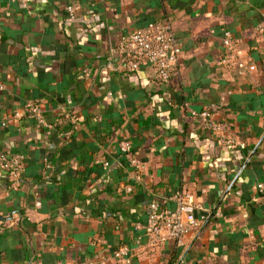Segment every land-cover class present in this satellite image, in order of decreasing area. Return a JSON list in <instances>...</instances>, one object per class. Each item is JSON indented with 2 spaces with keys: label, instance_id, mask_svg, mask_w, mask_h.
<instances>
[{
  "label": "crops",
  "instance_id": "1",
  "mask_svg": "<svg viewBox=\"0 0 264 264\" xmlns=\"http://www.w3.org/2000/svg\"><path fill=\"white\" fill-rule=\"evenodd\" d=\"M154 22L182 49L168 84L118 62ZM225 30L255 73L219 65ZM0 85V155L25 158L18 185L0 179V264H264V0H0ZM27 101L62 124L38 130ZM182 192L201 225L151 244L149 205Z\"/></svg>",
  "mask_w": 264,
  "mask_h": 264
},
{
  "label": "built area",
  "instance_id": "2",
  "mask_svg": "<svg viewBox=\"0 0 264 264\" xmlns=\"http://www.w3.org/2000/svg\"><path fill=\"white\" fill-rule=\"evenodd\" d=\"M67 12L71 18H74L76 9L69 7ZM222 41L224 54L219 65L230 71H238L243 75L257 71L255 65L244 61L238 41L234 38L232 32L225 30ZM117 57L119 65L127 72H136L147 65L154 70L161 84H168L179 76L182 49L169 22H154L142 30H136L123 36L117 47ZM90 75V69L84 71L86 78H89ZM2 89L3 87L0 85V90ZM24 113L36 122L38 130H53L62 124L61 120L49 123L44 119L42 102L40 101H27L24 104ZM209 116V112H205L202 117L206 120ZM71 122L75 126L76 120L74 118L71 119ZM221 142L227 146L245 148V145L237 144L232 139L221 138ZM119 149L123 155L131 157V165L138 175L141 164L136 158L132 157L131 143L124 139L119 143ZM24 167V156L0 155V179L3 175H7L13 186L18 185ZM255 190L258 194L264 196V180L257 183ZM173 202L176 205L174 209H167L159 202L151 203L147 209V222L137 227V229L143 231L145 237L153 245H161L167 242L182 244L186 237L199 228L204 219L199 220L197 218L195 198L191 193L182 192L173 198ZM127 256V249L120 250L115 254L117 258Z\"/></svg>",
  "mask_w": 264,
  "mask_h": 264
},
{
  "label": "trees",
  "instance_id": "3",
  "mask_svg": "<svg viewBox=\"0 0 264 264\" xmlns=\"http://www.w3.org/2000/svg\"><path fill=\"white\" fill-rule=\"evenodd\" d=\"M173 33H174V35H175V31H174V29H173ZM176 36V35H175Z\"/></svg>",
  "mask_w": 264,
  "mask_h": 264
}]
</instances>
